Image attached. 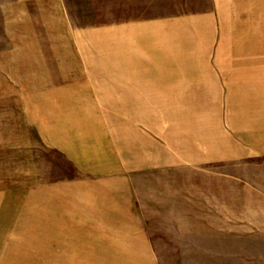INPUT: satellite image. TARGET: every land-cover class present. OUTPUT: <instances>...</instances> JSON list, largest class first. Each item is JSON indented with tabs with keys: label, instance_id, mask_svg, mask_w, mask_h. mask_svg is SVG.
Wrapping results in <instances>:
<instances>
[{
	"label": "crops",
	"instance_id": "1",
	"mask_svg": "<svg viewBox=\"0 0 264 264\" xmlns=\"http://www.w3.org/2000/svg\"><path fill=\"white\" fill-rule=\"evenodd\" d=\"M96 1L0 0V85L62 168L26 173L24 218L61 264H160L193 208L223 202L225 164L264 205V0Z\"/></svg>",
	"mask_w": 264,
	"mask_h": 264
},
{
	"label": "rangeland",
	"instance_id": "2",
	"mask_svg": "<svg viewBox=\"0 0 264 264\" xmlns=\"http://www.w3.org/2000/svg\"><path fill=\"white\" fill-rule=\"evenodd\" d=\"M87 6L83 2L82 9L87 14L95 10L96 14L127 15L134 9L121 0H113L112 4L97 0L95 9ZM3 25L6 27L7 23L0 22L1 51L8 46ZM19 88L0 85V264H61L55 260L58 256L50 252V247L43 252L48 245L42 240L40 230L30 229L24 218L25 175H36L38 179L41 169L49 171L51 165H57L61 176L62 168L53 158L42 156L38 136L30 126V118L25 117L30 102L21 100ZM163 104L150 103L149 108L159 111ZM216 104L209 103L213 107ZM154 116V121H164L157 119V112ZM191 116L193 122L198 121L195 112ZM161 129L167 131V127ZM201 168L193 166V174H199ZM206 168L209 177L215 176L210 165ZM231 168L225 164L222 172L221 205L208 206L206 212L203 207L193 208L204 213L192 214L191 229L185 231V236L164 238L167 245L162 247L166 253L162 258L166 259L160 264H264L263 199L259 203L258 199L246 197L247 192L241 187L244 182L232 177ZM63 173L69 175L66 169ZM208 181V192L215 191L214 181ZM192 185L194 189L199 182L193 180ZM235 189L241 192L240 199L232 196L231 191Z\"/></svg>",
	"mask_w": 264,
	"mask_h": 264
}]
</instances>
